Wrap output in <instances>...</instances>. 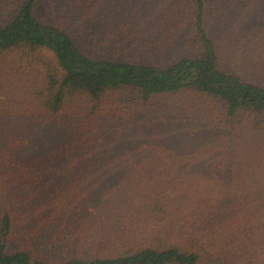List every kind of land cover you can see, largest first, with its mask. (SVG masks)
<instances>
[{"label": "trees", "instance_id": "trees-1", "mask_svg": "<svg viewBox=\"0 0 264 264\" xmlns=\"http://www.w3.org/2000/svg\"><path fill=\"white\" fill-rule=\"evenodd\" d=\"M243 1L0 0V264H264V85L221 64ZM183 93L220 136L158 150L134 103Z\"/></svg>", "mask_w": 264, "mask_h": 264}, {"label": "rangeland", "instance_id": "rangeland-1", "mask_svg": "<svg viewBox=\"0 0 264 264\" xmlns=\"http://www.w3.org/2000/svg\"><path fill=\"white\" fill-rule=\"evenodd\" d=\"M248 1H243L246 4L238 2L240 3L238 6L229 7L225 21L227 33L224 34L225 46L221 64L224 68L234 71L246 79L264 85V0L253 1L250 4ZM103 3L105 4V0ZM122 6L126 7L127 2H123ZM108 22L109 20L107 24ZM211 23H216L214 17L210 25ZM105 26L107 25L105 24ZM44 56L47 59L51 57L49 52L45 53ZM15 57L20 59L18 55ZM13 58V55H4L0 57V64L4 67L19 65L20 63H15ZM11 80L17 81L18 79H14V75H12ZM18 91L11 92L13 99L16 98ZM129 94V92L123 91L119 92L118 96L127 101L131 100ZM10 103H6L3 117L11 118L10 113L15 111L8 107ZM153 103L157 104L149 103L145 109L139 103H134V114L138 117L148 113L152 123L140 128V136L154 141L152 143L162 144L158 150H164L167 147L165 141L169 135L187 133L186 121L194 120L195 124L199 126H209L210 132L204 134L203 139L200 138L202 143L209 140L215 142L220 136L219 128L223 126L220 118L225 117L224 108L211 102L208 97L195 93H183L176 94L175 97L160 96ZM0 104H2L1 101ZM12 107L15 109V104ZM2 119L7 120L6 118ZM203 119L209 121L211 125ZM248 119L250 120L252 117H248ZM55 182L64 188L69 180L57 176Z\"/></svg>", "mask_w": 264, "mask_h": 264}]
</instances>
